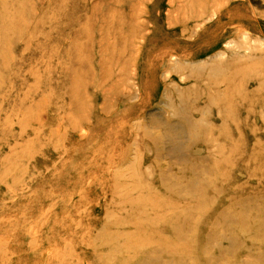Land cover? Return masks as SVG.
<instances>
[{
    "label": "rangeland",
    "instance_id": "rangeland-1",
    "mask_svg": "<svg viewBox=\"0 0 264 264\" xmlns=\"http://www.w3.org/2000/svg\"><path fill=\"white\" fill-rule=\"evenodd\" d=\"M0 264H264V0H0Z\"/></svg>",
    "mask_w": 264,
    "mask_h": 264
},
{
    "label": "bare ground",
    "instance_id": "bare-ground-1",
    "mask_svg": "<svg viewBox=\"0 0 264 264\" xmlns=\"http://www.w3.org/2000/svg\"><path fill=\"white\" fill-rule=\"evenodd\" d=\"M125 33H126L127 36H130V37H133L134 35H135V37L137 36V31H136V28L134 26L133 19H131L130 22H129V24L126 26ZM130 46H131V44H130ZM235 57H238V56H235ZM235 57H233V58H235ZM233 58L231 60H229V64H230L231 69H230V73L229 74H227V73L224 74V76H223V79L224 80H226V78H225L226 75H231V73L233 75L235 73V71H237V69H240L233 62L234 61ZM223 93L225 94L224 97H228V96H230L232 94V90L231 91L225 90V91H223ZM178 99H179L177 101L178 102V105H177L178 109L175 112L176 113L175 114V117H178L177 119H179V121L185 122L189 126V128H192V127L194 129L197 128V131L202 130V128H203L202 127V124L204 125V123L202 122V120H196V121H194V120H190L188 118V111L189 110L190 111H194L195 110V109H192L191 106H189L188 99H186V98H181V99L178 98ZM168 101H169V104L171 106H172V104L174 105V103L172 101H170V100H168ZM211 102L212 101H211L210 97L208 96L206 98V103L208 105H212ZM229 104L230 103H229L228 99L227 98H224L222 101H220L219 105L214 106V107L217 108V112L218 113H220L221 111H224V112L227 113L228 108H229ZM199 111H200V113L204 114L203 113V110H199ZM221 121H223L222 123H224V120L223 119ZM212 125L213 124H210L209 127H207V129H209L210 131H213V128H212L213 126ZM202 133H203V131L199 135H195L194 136V139L195 140H198V138L202 135ZM238 139H239V136L236 137V140L235 141H238ZM229 141L231 142L230 139H228V142Z\"/></svg>",
    "mask_w": 264,
    "mask_h": 264
}]
</instances>
